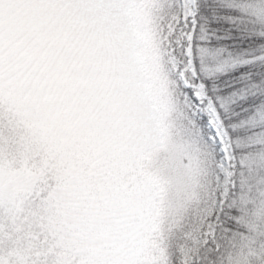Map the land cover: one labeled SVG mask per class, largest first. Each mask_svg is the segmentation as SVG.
I'll return each mask as SVG.
<instances>
[{
	"label": "snow or ice",
	"instance_id": "obj_1",
	"mask_svg": "<svg viewBox=\"0 0 264 264\" xmlns=\"http://www.w3.org/2000/svg\"><path fill=\"white\" fill-rule=\"evenodd\" d=\"M0 264H264V0H0Z\"/></svg>",
	"mask_w": 264,
	"mask_h": 264
}]
</instances>
